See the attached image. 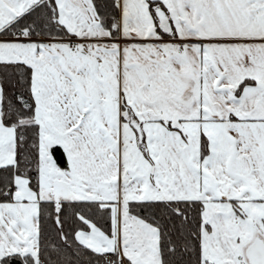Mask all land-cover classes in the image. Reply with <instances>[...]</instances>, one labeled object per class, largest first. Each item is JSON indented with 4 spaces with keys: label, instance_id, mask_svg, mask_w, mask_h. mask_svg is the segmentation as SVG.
Instances as JSON below:
<instances>
[{
    "label": "crops",
    "instance_id": "1",
    "mask_svg": "<svg viewBox=\"0 0 264 264\" xmlns=\"http://www.w3.org/2000/svg\"><path fill=\"white\" fill-rule=\"evenodd\" d=\"M112 1L115 35L92 0H51L67 36L0 37V62L32 71L42 198L111 208L110 235L80 217L87 228L74 240L122 264H162L158 230L129 203H264V0ZM42 2L0 0V32ZM72 5L87 20H60ZM2 95L0 87V168L16 157ZM13 181L12 201L0 203V259L38 251L40 196L27 178Z\"/></svg>",
    "mask_w": 264,
    "mask_h": 264
},
{
    "label": "trees",
    "instance_id": "2",
    "mask_svg": "<svg viewBox=\"0 0 264 264\" xmlns=\"http://www.w3.org/2000/svg\"><path fill=\"white\" fill-rule=\"evenodd\" d=\"M103 25L116 34L117 9L112 0H92ZM51 0L35 5L0 32V37H66L55 17ZM32 71L23 63L0 62L2 88V121L15 129L16 157L13 165L0 168V203L11 202L14 177L28 179L39 196L38 251L36 254L3 256L0 264H122L117 253L115 261L95 253L74 240L76 230H86L81 218L111 234V208L96 202L78 200L55 201L42 198L41 158L38 152L40 127L34 120L31 94ZM202 154H206L202 143ZM51 156L61 169L68 168L63 149L51 147ZM203 203L190 201H148L128 204L129 213L158 230V246L162 264H201ZM207 229L208 226L205 225Z\"/></svg>",
    "mask_w": 264,
    "mask_h": 264
},
{
    "label": "rangeland",
    "instance_id": "3",
    "mask_svg": "<svg viewBox=\"0 0 264 264\" xmlns=\"http://www.w3.org/2000/svg\"><path fill=\"white\" fill-rule=\"evenodd\" d=\"M89 5L90 8V2ZM91 9L93 11L92 7ZM80 11L72 5L67 12L61 11L59 18L63 20L66 14V20L69 21V14L73 13L72 25L76 20H87L88 11ZM77 29L78 23L75 30ZM202 221L204 228L201 238V264H248L245 257L247 245L256 235L264 240V203L246 207L237 205V208L229 203L207 205L203 209ZM205 225L208 226L207 229Z\"/></svg>",
    "mask_w": 264,
    "mask_h": 264
},
{
    "label": "water",
    "instance_id": "4",
    "mask_svg": "<svg viewBox=\"0 0 264 264\" xmlns=\"http://www.w3.org/2000/svg\"><path fill=\"white\" fill-rule=\"evenodd\" d=\"M155 18L158 22V28L166 34L171 32L170 24L165 13L157 9ZM245 257L248 264H264V240L256 235L253 241L245 249Z\"/></svg>",
    "mask_w": 264,
    "mask_h": 264
},
{
    "label": "built area",
    "instance_id": "5",
    "mask_svg": "<svg viewBox=\"0 0 264 264\" xmlns=\"http://www.w3.org/2000/svg\"><path fill=\"white\" fill-rule=\"evenodd\" d=\"M104 259L107 260V261H115L116 258L114 257V255L112 254H104Z\"/></svg>",
    "mask_w": 264,
    "mask_h": 264
}]
</instances>
